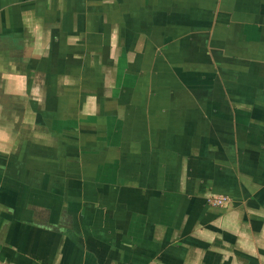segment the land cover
Masks as SVG:
<instances>
[{
  "label": "crops",
  "instance_id": "obj_1",
  "mask_svg": "<svg viewBox=\"0 0 264 264\" xmlns=\"http://www.w3.org/2000/svg\"><path fill=\"white\" fill-rule=\"evenodd\" d=\"M0 264H264V0H0Z\"/></svg>",
  "mask_w": 264,
  "mask_h": 264
},
{
  "label": "built area",
  "instance_id": "obj_2",
  "mask_svg": "<svg viewBox=\"0 0 264 264\" xmlns=\"http://www.w3.org/2000/svg\"><path fill=\"white\" fill-rule=\"evenodd\" d=\"M230 198L226 195H213L210 197V202L213 205H225L229 202Z\"/></svg>",
  "mask_w": 264,
  "mask_h": 264
}]
</instances>
